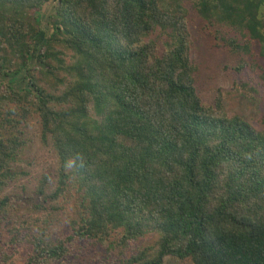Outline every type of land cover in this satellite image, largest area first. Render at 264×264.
Listing matches in <instances>:
<instances>
[{"label":"trees","instance_id":"obj_1","mask_svg":"<svg viewBox=\"0 0 264 264\" xmlns=\"http://www.w3.org/2000/svg\"><path fill=\"white\" fill-rule=\"evenodd\" d=\"M191 13L216 47L254 54L235 87L260 107L264 0H0V264L25 243L22 264H264V103L253 119L221 92L203 101ZM34 117L55 175L3 194L29 174ZM59 211L61 236L47 226Z\"/></svg>","mask_w":264,"mask_h":264},{"label":"rangeland","instance_id":"obj_2","mask_svg":"<svg viewBox=\"0 0 264 264\" xmlns=\"http://www.w3.org/2000/svg\"><path fill=\"white\" fill-rule=\"evenodd\" d=\"M51 6L45 7L41 14L45 17L50 14ZM190 28L194 41V49L192 51V58L199 67L198 70V90L201 94L203 101L206 104L214 103L217 95L221 92L224 96L228 109L232 112L238 111L242 113L251 112L250 115L253 119H257L260 115V107H255L252 102L243 98L236 89V83L240 85L241 80L247 79L248 71L251 70V59H254V54H231L226 48L216 47L215 42L217 33L215 27L207 24L198 14L191 13L190 15ZM257 50V48H254ZM257 52V51H255ZM246 60L248 63L247 67L241 72L234 76L233 71L229 70L232 64H238L241 60ZM264 66V61H262ZM247 72V73H246ZM260 73L259 69H255L254 75ZM264 94V91H262ZM39 121L35 117L32 118L30 126L27 130V146L22 152L21 158L23 160V168L29 171L28 175L21 176L19 179L12 181L7 189L3 191V194H11L19 191V185H26L33 188L38 180L39 175L44 171L52 173V177L55 175L56 170V157L51 148V145L43 144L39 136ZM2 195V193H1ZM68 206L65 211L72 213L71 209L75 201L67 202ZM65 211H59L56 215L49 216L48 227L55 235L61 236L64 233H68L69 225L67 222V214ZM10 216L20 217H34V212L28 206L15 205ZM37 215H40L37 214ZM9 220L5 221V225H9ZM42 224V223H41ZM2 236L7 238L6 228L2 227ZM157 239L156 234L149 235L139 242L140 246L147 244H153ZM30 249L29 244L20 245L18 248L10 249L12 253V260L15 264H22L26 254ZM71 261H74V257H71ZM100 262V261H98ZM75 263L84 264L82 260H76ZM86 263V262H85ZM97 261H90L88 264H96ZM87 264V263H86ZM165 264H194L191 259H185L177 261L174 258H167Z\"/></svg>","mask_w":264,"mask_h":264}]
</instances>
